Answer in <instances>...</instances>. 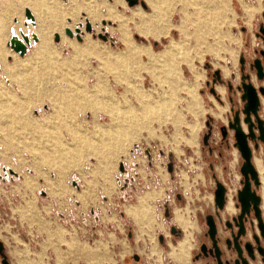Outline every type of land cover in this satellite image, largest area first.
<instances>
[{"label": "rangeland", "instance_id": "obj_1", "mask_svg": "<svg viewBox=\"0 0 264 264\" xmlns=\"http://www.w3.org/2000/svg\"><path fill=\"white\" fill-rule=\"evenodd\" d=\"M41 1L46 3L40 19L33 0H0V167H8L6 176L0 171V230L11 233L18 242L19 233L23 235L27 228L33 232L35 216L47 214L64 222L68 213L76 235L85 231L87 216L93 214L97 215L95 226L102 228L100 236L91 237L87 244L81 237L74 239L72 264H173L168 255L175 264H190L193 240L209 245L194 210L205 202L214 205L209 199L213 194L209 186H215L209 164L226 160L224 164L238 172L240 177L236 174L228 185L231 188L240 185L241 178L242 159L237 149H228L226 155L223 145L220 155L215 144L203 145V136L213 128L215 133L221 125L216 114L207 111L212 101L216 103L210 88L221 85L214 72L218 70L223 79L240 85L243 58L245 72H252L253 85H263L249 64L259 58L264 65V56L259 54L264 50V34L259 29H264V0H142L145 8L139 3L130 6L126 0L123 4L57 0L54 6L51 0ZM108 7L117 13L118 21L106 17ZM25 8L34 15V26H25ZM156 12L159 27L167 32L158 39L145 37L134 15L152 17ZM85 20L91 23V32L84 30ZM79 23L83 30L80 41L64 33L67 27L74 32ZM122 30L141 47L135 50L139 58L125 53ZM22 32L39 37L24 56L8 45L12 35L21 38ZM54 33L60 35L58 41ZM98 33L107 39L99 38ZM179 41L185 47L174 56L176 76L181 78L176 83L168 72L169 64L160 62L152 68L149 54L158 57ZM218 104L230 105L226 93ZM218 106L219 115L225 110L233 114L229 107ZM262 111L261 101V118ZM193 113L196 122L190 116ZM224 122L227 127L228 120ZM182 143L197 144V153L200 145L205 147L203 163L189 153L179 156ZM136 144L153 148L155 157L161 152L167 165L151 160L154 164L149 166L144 156L132 151ZM249 144L262 179V191L261 183L256 191L264 196V143L259 141L257 148L252 141ZM210 149L212 156L206 152ZM123 159L128 160L129 175L136 182L128 194L120 196L123 186L133 182L118 187L116 177L123 171ZM149 174L166 183L157 179L155 183V178L150 182L146 179ZM140 175L145 182L138 181ZM141 211L147 215L144 222L133 213ZM172 227L178 231L171 233ZM180 227L186 232L184 239ZM197 230L199 235L194 234ZM3 240L0 264L3 258L10 264L4 243L8 247L14 243L7 235ZM181 244L187 246L184 253ZM25 248L27 254L36 253L34 242ZM198 252H192V258ZM45 260L48 264L50 257Z\"/></svg>", "mask_w": 264, "mask_h": 264}, {"label": "crops", "instance_id": "obj_2", "mask_svg": "<svg viewBox=\"0 0 264 264\" xmlns=\"http://www.w3.org/2000/svg\"><path fill=\"white\" fill-rule=\"evenodd\" d=\"M259 29L262 30L263 29L262 26H260ZM31 44L32 43H30V46H31ZM259 54L261 56H264V50L260 49ZM240 64H241L240 76H239V79L241 80L240 85H238L236 83H231L230 81H226L225 79H223L224 75H221V73L218 70H216L214 72V74L216 76V79L219 80V82H221V85H216L215 89L210 88V93H212L210 95V97L213 100L215 99L216 103L215 102L213 103V101H212V108L208 109L207 111H212V113L214 115L216 114L215 116H217V118L220 120L221 125L219 126L218 131L216 130L215 133H214L215 128H213V131H211L210 134H206L203 136V145L207 146V147L209 145V147H212V145L215 144V147H217V148L219 147L218 150H220V152H219L220 155L223 154V152L221 151V148H220L223 145L225 146V147L223 146L224 147L223 151H225L226 155L229 154L228 149H230V148H233L235 152H237V150H238L237 147L235 146V141L233 138V130H230L228 128V123L234 119V116L236 115V113L239 114L240 118L243 116L242 109L244 107L245 102L241 100V93H242V91L240 89L241 83L243 81H245V82H250L253 84V80L251 78L252 72H250V73L245 72L246 69H245L244 59H243V62H240ZM249 69H250V71L253 70L255 72V70L253 68V63L249 64ZM224 82L226 83V86L223 84ZM220 89H223V91ZM225 93L227 94V98H228L229 104L231 106L227 105V104H223V105L218 104L219 102H222V98L224 97ZM235 95L239 96L240 98L235 99V97H236ZM203 103H204V99H203ZM218 105L229 107L231 113L233 112V114H227V110H225L226 112L224 111V113L222 115H219L221 112V109L219 108ZM206 113H208V112H206ZM193 114H190V116H192L194 118L193 121H195L196 117H195V114L194 115ZM223 116H224L225 120H228L227 127L224 125L225 120H224ZM210 118L212 119L213 117H210ZM186 120L188 121V119H186ZM206 123L209 124L210 121L208 120ZM209 125L215 127L213 123H210ZM202 129L203 128L199 129L198 135L202 131ZM223 129H225V135L223 133ZM255 131L257 133V130H255ZM190 136H191V134H190ZM205 138H206V140H205ZM250 141H252L254 143V147L257 148L258 142L260 140H258L256 138V140H249V142ZM255 142H257V147L255 146ZM197 144H198V142H197ZM197 144L185 145L184 143H182L181 144L182 145V149H181L182 151L179 154V156L186 157L189 153L190 156H194V158L196 159L197 162L200 163V161H201V163H203L202 157L204 155L203 152H204L205 147L200 145L199 151H198L199 153H197L196 149H195V148H197V146H196ZM212 151H213V149H210L209 151L207 150L206 152L211 153V156H212L213 155ZM239 155H240V153H239ZM240 157H241V155H240ZM241 159H242V157H241ZM256 159H259V158L254 157V160H256ZM224 160H225V158H224ZM242 161H241V164H242ZM225 162H226V160L224 161V163ZM147 163L151 167L154 164L149 159H148ZM224 163H223V161H221L220 165L209 164L210 177L215 182V186H212V185L209 186V190L212 193L214 192V189L216 187V182H220L224 186H228V185H230L229 183H231V181L234 180V177L236 176V174H237V176H236L237 178L240 177L238 175L237 171H236L237 173H234L235 170H233L234 168H232L231 165H226ZM238 171L240 172V167H239ZM206 175H207L206 172H203L204 178H206ZM152 176H153L152 178H149V176L147 175L146 179L151 182L155 178V180L153 182L156 183L157 175L153 174ZM146 179L140 175V178L138 181L145 182ZM240 180H242V176H241ZM157 181L160 182L161 184L166 183V182H163L162 180H158V179H157ZM132 186H133V183L129 184L126 187L124 185L123 188L121 189V193H120L121 195L120 196H124V195L128 194L130 192V188ZM256 188H257V186H253V189L257 193ZM166 191H167V188H166ZM212 195L213 194L210 195V198H209L210 200L212 199ZM116 197L120 198L117 195H116ZM213 197H214V195H213ZM263 198H264V196H263ZM177 199H180L179 196H177ZM160 200H161V198H157L156 201H160ZM232 200H233L232 210L229 209L230 205L229 206L227 205L228 207L225 208L227 201H226V203L222 209H219L215 205V203L212 206V205H208L207 202L200 204L199 208L195 207L194 210L197 212L198 217H199V221H201V224L203 225V229L201 228V232L203 233V236H206L205 241L207 240L209 242V245H207V248L212 246V242L209 239L208 235L206 234L207 226L205 225V218L207 215H213L214 216L215 221H216L218 235L222 239V242H223V239H225L227 237H231L237 231L238 227L233 220H234V217H236L239 213V205H238V202L236 201L235 196L233 197ZM260 202H261V200H260ZM259 207L261 210V218L264 221V218L262 216L263 202H262V209H261V205ZM175 210L176 209H174V215H175ZM166 211H165V215L168 214V211L167 212ZM263 215H264V212H263ZM35 218H36V223H35V228H34L33 232H30L28 228L25 229V231H23V235H21L19 233L18 236H20V237H18V239H19L18 242H15L14 240H12V237H11L12 234L11 233H8L4 229L0 230V240H3V237L7 235V237L10 238L12 240V242L14 243L11 245V247H8L4 243V248H5L4 251L7 254V256H9L10 264H47V261L45 259H48V256L50 257L48 264H72L73 263V251H75L74 245H73L74 239H77V237H81L82 240H84L83 242L87 244V242L90 240L91 237L100 236V232L102 230V228H97L95 226V222L97 220V215L94 216L93 214H91V216H87V221L85 223V231H80V233L78 232V233H76V235H75V232H74L72 224H71L72 217L70 215H68V213L65 214L64 222L61 221L57 217L51 218V216H49L47 214H41V216L40 215L35 216ZM226 224H231V227L230 228L227 227ZM256 224H257V220L253 216L247 217V221L244 223L245 229L247 231V235L248 236H251L253 234L258 235L260 238V241H261L262 248L264 249V240L260 237L259 230L257 229ZM182 231H184V230L182 229ZM198 231H200V230L195 231L194 234L199 235ZM179 232H180V234L182 233L181 230H179ZM185 236H186V232L184 231L183 239L185 238ZM242 240L245 241L246 238L244 237V238H242ZM97 241H99V240H97ZM97 241H95V244ZM33 242L35 244L36 253L27 254L25 247H26V245H30V243H33ZM178 242H176V245L179 244ZM222 242L219 245H220L221 249L224 250L225 245ZM122 243H123V250H124V242H122ZM193 243L195 246L191 249V263L190 264H209V263L214 264V261H212L210 256L207 258L204 256V252H202V250L200 248L203 243L200 244V243L196 242V238L193 240ZM166 244H167V242H166ZM171 245H172V243L170 244V249L168 250L167 255L171 251ZM89 246H91V245L89 244ZM196 250H199V252L196 254V256L194 258H192V254ZM10 252H12L14 255H12ZM228 253L230 254L231 251H228ZM39 255H41V257H43L42 259H44V262L46 261V263H44L42 260L39 259V257H40ZM168 257L171 259L172 263L175 264V262L173 261V259L169 255H168ZM263 258H264V255H260L255 251V260L250 261V264H255L257 262L259 264H264Z\"/></svg>", "mask_w": 264, "mask_h": 264}, {"label": "water", "instance_id": "obj_3", "mask_svg": "<svg viewBox=\"0 0 264 264\" xmlns=\"http://www.w3.org/2000/svg\"><path fill=\"white\" fill-rule=\"evenodd\" d=\"M126 1L130 6L139 3L143 8L146 7L142 0ZM24 13L27 18L34 22V17L28 8H25ZM81 25L82 24L79 23L75 26L74 32L67 27L64 29V33L69 37L75 36V38L80 41L83 34V30L80 28ZM84 30L87 32L92 31V25L89 20H85ZM261 31L264 34V29ZM59 37L58 33H54L55 41H58ZM98 37L103 40L107 39V36L102 33H98ZM22 38L23 41L19 38L12 37L8 43L10 48L20 56L26 54L28 51L27 44L30 42L27 35L23 34ZM32 38L37 40V37L34 35ZM241 62H243V58L241 59ZM253 67L257 79L263 81V85L256 88L250 82L243 81L241 83V100L245 102L242 109L243 118L241 121L239 114L236 113L234 119L228 123V128L233 130L235 146L243 160L240 166L242 188L238 191L235 197L239 205V213L233 220L238 229L231 237L223 239L222 242V239L218 235L214 216L207 215L205 218V224L207 226L206 234L211 240L212 246L207 248L203 243L200 248L205 255L213 258L214 264H250V261L255 260V251L260 255H264V249L262 248L259 236L256 234L248 236L244 225L247 221V217H255L257 220L256 226L259 230V235L264 240V221L261 218V210L259 207L261 196H259L253 189V186H259L260 179L252 162V150L249 144V140H256V138L264 143V119L259 115L261 110L260 97L264 96V65L259 58H256L253 61ZM242 123L246 124V129L243 127ZM255 130H257V133ZM223 133L225 135V129H223ZM255 146L257 147V142H255ZM167 167L168 171L171 172L172 163L170 162ZM120 169L122 170V165H120ZM225 192V186L220 182H216L213 195L214 203L219 209H222L227 201ZM226 226L230 228L231 224H226ZM177 231L178 230L175 227L171 228V233ZM244 237L246 238L245 241L242 240ZM159 240L162 241L163 236H160ZM221 242L225 245L224 250H222L219 245ZM226 251H231V254H228ZM1 263L9 264L5 258L2 259Z\"/></svg>", "mask_w": 264, "mask_h": 264}, {"label": "bare ground", "instance_id": "obj_4", "mask_svg": "<svg viewBox=\"0 0 264 264\" xmlns=\"http://www.w3.org/2000/svg\"><path fill=\"white\" fill-rule=\"evenodd\" d=\"M51 1H52V3H50L51 5H53V6L56 5L57 0H51ZM63 1L66 2V3H68V0H63ZM115 1H116L117 4H123V0H115ZM76 2H77L76 4H78V1L77 0H76ZM44 3H46V2L41 1V0H33V3H32V6L36 10V12H37V14H38V16H39L40 19H41L42 10H43V8L45 6ZM86 9H89V6ZM30 12H31V10H30ZM91 15L93 16V19L95 20L96 18L94 17V15L93 14H91ZM134 16L139 18L138 25H139V28L141 29L140 33L142 35H144L145 37H154V38H157L158 39V38H160V36L166 34L167 30L166 29H161V27H159L158 18H157L158 17L157 12L152 17L151 16L144 17L140 13L139 14L138 13H135ZM33 17H34V15H33ZM106 17L108 19H110V20H113V21H118L119 20V18L117 16V13L114 12V9H110V8H109V11H108ZM26 20L27 21L25 22V26L28 27L29 24H31L32 26H34L32 23H35V20L36 19L34 17V22H32L31 19H29V18L26 17ZM23 34L24 33L22 32L21 33V38L18 35H12V37L19 38L20 40L23 41V38H22ZM25 35H27V34H25ZM33 35L37 37V40H34L32 38ZM27 36L29 38L30 43H32V41L34 43H37L39 41V37L35 33H33L31 36L30 35H27ZM71 38L73 39V37H71ZM42 41L45 42V39H43ZM121 41L127 46V50L125 51V53L128 54V56L129 55L130 56L135 55L138 58L140 57V53L137 52V51H135V50H138V48H141V47H136V45L131 40L130 35H129L128 32H125L123 30L121 31ZM183 47H185V43L183 41L172 42V44L170 46H168L165 49L164 52L160 53L158 55V57H155L154 55H152V53L149 54L150 64L153 66L152 68H155V67L159 66L160 65V62H162L163 64L165 63V65L166 64H169L170 68H169V71L168 72H169L170 76H173L175 78L176 83H179V81H180L181 78L178 75L176 76V71L178 70V65H177L178 63H176V61L174 59V56L177 53H179V51L182 50ZM125 53H123V54H125ZM22 58H24V57H22ZM106 59H107L108 62H112V63L113 62H116V61H119L118 58H115V59H113V58H106ZM263 100H264V98H261V101H262V110H263L261 112V116H263V114H264V104H263ZM144 113H142V114H144ZM244 128H245V126H244ZM255 166H256V164H255ZM260 183H261V180H260ZM260 187H261V185H260ZM261 200H262V196H261ZM230 201H233V200H232L231 196L229 195L228 196V199H227V203H226L225 208L227 207V205H228V203ZM133 213H134V216L137 219H139L140 221H142V222H144L147 219V215H146L145 211L133 212ZM179 248L184 253L186 251L187 246L181 244Z\"/></svg>", "mask_w": 264, "mask_h": 264}, {"label": "built area", "instance_id": "obj_5", "mask_svg": "<svg viewBox=\"0 0 264 264\" xmlns=\"http://www.w3.org/2000/svg\"><path fill=\"white\" fill-rule=\"evenodd\" d=\"M29 46H30V42H29V44H27V48L28 49H29ZM132 151L136 152L138 155L144 156L146 158V163L148 162V159H150V160H155L161 166L162 165L163 166L167 165V163L165 161H163V159H162V156L163 155H162L161 152H159L160 153L159 154L160 156H158V157H155V156L152 155L153 148L150 149L147 146L144 147L143 145H137L136 144L132 148ZM121 163H122V169H123V171L119 173L118 177H116L117 183L119 184L118 187H120L123 184H127V182H130L131 180H133L132 183H134V181H135V179L133 178V176L129 175L130 172L128 171V168H129L128 167V164H129L128 160L127 159H123V160H121ZM0 169H1L0 171H1L2 175H5L6 176L7 175L6 173L8 172V167H5V166L1 165ZM133 175H136V172H133ZM152 175L153 174H149L148 175L149 178H152L153 177ZM143 184L147 185L149 183H143ZM225 188H226V192H225L226 198L228 199V196L230 195L231 198L233 199V197L234 196L236 197L238 191L242 188L241 180H240V185H238L237 187L231 188L229 186H225ZM211 202L214 203V197H213V195H212Z\"/></svg>", "mask_w": 264, "mask_h": 264}, {"label": "flooded vegetation", "instance_id": "obj_6", "mask_svg": "<svg viewBox=\"0 0 264 264\" xmlns=\"http://www.w3.org/2000/svg\"><path fill=\"white\" fill-rule=\"evenodd\" d=\"M263 104H264V100H263ZM263 117H264V114H263ZM256 164V163H255ZM257 166V165H256ZM258 169V168H257ZM259 171V170H258ZM260 173V172H259ZM261 176V175H260ZM260 190L262 191V179H261V187H260ZM262 196V199L263 200H261V209H262V202H263V209H262V216H263V218H264V215H263V212H264V198H263V195H261ZM232 204H233V201H230L229 203H228V206H229V209L230 210H232ZM227 206V207H228Z\"/></svg>", "mask_w": 264, "mask_h": 264}]
</instances>
